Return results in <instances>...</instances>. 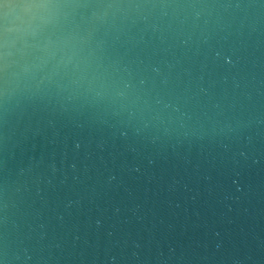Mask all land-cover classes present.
<instances>
[{"label":"water","instance_id":"water-1","mask_svg":"<svg viewBox=\"0 0 264 264\" xmlns=\"http://www.w3.org/2000/svg\"><path fill=\"white\" fill-rule=\"evenodd\" d=\"M0 264H264V0H0Z\"/></svg>","mask_w":264,"mask_h":264}]
</instances>
